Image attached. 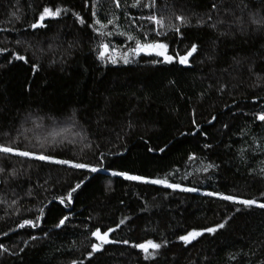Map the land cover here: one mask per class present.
Returning a JSON list of instances; mask_svg holds the SVG:
<instances>
[{"label":"trees","instance_id":"1","mask_svg":"<svg viewBox=\"0 0 264 264\" xmlns=\"http://www.w3.org/2000/svg\"><path fill=\"white\" fill-rule=\"evenodd\" d=\"M118 3L0 0V146L32 154L0 153V264H264V208L206 195L264 203V0ZM169 34L172 62L134 51Z\"/></svg>","mask_w":264,"mask_h":264},{"label":"snow or ice","instance_id":"2","mask_svg":"<svg viewBox=\"0 0 264 264\" xmlns=\"http://www.w3.org/2000/svg\"><path fill=\"white\" fill-rule=\"evenodd\" d=\"M113 2L116 4L117 7H119V3H118V0H113ZM137 3H139V0H137ZM151 4L154 5L155 4V0H151ZM133 6H136V5H133ZM151 5H145V7H149ZM93 7H95V5H93ZM61 9L60 8H56L55 10L51 9V8H48V7H45L42 12L39 14V18L38 20L31 24L30 27L33 28V29H36L37 27H44L45 25L42 23V21L45 20L46 17H51V18H55L57 16L60 15L61 13ZM95 16V13L93 14ZM77 20L80 22V23H83V20L80 19L79 16L76 17ZM148 19H150L152 21L153 24L159 26L160 28H163L164 27V24H163V20L162 19H158L155 15H152V16H149ZM176 20L178 21H181L183 22L182 20V17L180 16H176ZM253 24H264V19H261V20H257V19H253L251 21ZM96 24H99L100 25V28H105L107 27L106 24H101V22L99 20H96L95 21ZM113 23V20L109 19L107 21V24H112ZM91 27V25H90ZM173 30L175 31H178L177 28H174ZM94 31H96V29H94ZM98 34L103 36L105 35L104 32L102 31H98ZM160 33L157 32V35H159ZM129 40L133 39L132 36H129L128 37ZM167 45L164 44V43H158V42H152V43H144V44H141L139 40L136 41V49H134V51H155V55L156 56H163V59L164 61L166 62H172L173 60V56L171 55H168L167 54ZM196 45L193 44L191 49L185 54V55H181L178 57L179 59V62L181 64H186L188 62V57L192 55L193 52L196 51ZM99 48H100V53H99V56L97 57L98 59H103L105 57V54L108 52V45L106 44H103L101 43L99 45ZM113 51H115L113 49ZM17 59L19 60H23L24 57L23 56H17L16 57ZM112 62H115L114 60ZM125 62H127V60H125ZM156 61H153V63H155ZM257 120L259 121H264V114H259L257 115L256 117ZM0 153H3V154H13V155H19V156H22V157H29L31 156L32 154L28 151H18L12 147H8V146H0ZM36 159H40V160H48L50 159L48 156H44V155H38V156H35ZM191 158V157H190ZM56 163H59V164H68L69 161H65V160H59V161H55ZM71 167L73 168H76V169H87L91 172H96L97 171V168L95 167H90L89 165L87 164H84V163H72L71 164ZM208 167H212V165H208ZM0 171H3V169H0ZM262 172H264V169H261ZM113 175H123L125 179H128V180H143L145 183H151V184H163L164 186L166 187H169V188H175V187H178V185H174V184H169L167 182V180H144L143 177H140V176H129V175H126L124 173H113ZM77 187H79V185H77ZM185 191H195V189H184ZM73 191H75V189H73ZM206 195H209V196H213V195H216V196H219L220 199H223V200H226V201H231V202H234V203H239V204H242L244 206H251V205H255L257 207H260V208H264V203H257L255 200H247V199H237L236 197L232 196V195H223V194H220V193H212V192H209V193H206ZM68 202L70 203L71 202V193L68 194ZM66 219V218H65ZM32 221L30 220H24L22 224L19 225V227H24L25 225H29L31 224ZM64 223V219H61L60 220V224H63ZM121 223H124V221L122 220ZM224 227V224H219L215 227H209L207 229H205L204 231L208 232V233H214L218 228H223ZM112 231V229H109L108 231L104 232L103 234H101L100 230L97 229L96 231H94L92 233V235L102 241L103 243H109V240L107 239L108 237V232ZM201 233L198 232V231H193V232H189L187 235H184V236H181L180 239L182 241H184L185 243H188L190 241V238L194 239L196 236L200 235ZM125 244L128 243V241H124ZM133 247L143 251L144 253H148L149 252V249H152V250H157L160 248V245L157 244V243H154L153 241L151 240H148L144 243H139V244H134L132 245ZM92 251L93 252H96L99 250L100 246L98 244H92ZM147 258V256H146ZM73 264H75V262H73Z\"/></svg>","mask_w":264,"mask_h":264},{"label":"rangeland","instance_id":"3","mask_svg":"<svg viewBox=\"0 0 264 264\" xmlns=\"http://www.w3.org/2000/svg\"><path fill=\"white\" fill-rule=\"evenodd\" d=\"M154 15H155V14H154ZM61 16H63L62 12H61L60 15L57 16V17H61ZM155 16H156V15H155ZM156 17H157V16H156ZM157 18H158V17H157ZM175 36H176L175 34H169V35L164 36V37L156 36V37L154 38V41H153V42H158V43H164V44H166V45L168 46V47H167V50H166L167 53H168V52H169V45H168L167 42H168V41H174ZM150 43H152V42H150ZM139 52H140V51H138L137 53L139 54ZM126 54H127V52L124 51V50H122V51H120V52H117L116 56H117L118 59H119V58L124 59V58L126 57ZM112 55H113V54L110 53L109 50H108V53L105 55L104 60H105V61H109V60H111ZM200 233H201V234L198 235V236H196L194 239L190 238V241H189L188 243H186V244H190V243H192L193 241H196L197 239H199V238L203 235L202 232H200ZM107 239L109 240V235H108ZM96 241H97V244L100 246L99 250L96 251V252H99L105 244H108V243H103L102 241H100V240H98V239H96ZM109 242H110V241H109ZM149 250H150V249H149ZM96 252H94V253H96Z\"/></svg>","mask_w":264,"mask_h":264},{"label":"water","instance_id":"4","mask_svg":"<svg viewBox=\"0 0 264 264\" xmlns=\"http://www.w3.org/2000/svg\"><path fill=\"white\" fill-rule=\"evenodd\" d=\"M107 53H108V52H107ZM107 53H106V54H107ZM106 54H105V55H106ZM140 54L145 55L146 57L156 56V55H155V51H147V52H146V51H140ZM190 60H191V56L188 57V62H187L186 64H181V63H180V64H181V65L188 66Z\"/></svg>","mask_w":264,"mask_h":264},{"label":"bare ground","instance_id":"5","mask_svg":"<svg viewBox=\"0 0 264 264\" xmlns=\"http://www.w3.org/2000/svg\"><path fill=\"white\" fill-rule=\"evenodd\" d=\"M140 53V52H139Z\"/></svg>","mask_w":264,"mask_h":264}]
</instances>
